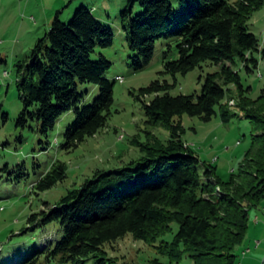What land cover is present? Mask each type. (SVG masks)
I'll list each match as a JSON object with an SVG mask.
<instances>
[{"label":"trees","instance_id":"trees-1","mask_svg":"<svg viewBox=\"0 0 264 264\" xmlns=\"http://www.w3.org/2000/svg\"><path fill=\"white\" fill-rule=\"evenodd\" d=\"M137 4L142 12L133 17ZM263 7L264 0H178V7L171 0H128L121 16L129 22L125 30L134 70L147 68L157 43L169 41L162 75L174 82L156 80L140 90L138 99L147 123L164 127L171 139L162 143L150 136L142 143L135 138L132 144L144 153L142 158L123 168L95 171L55 207L47 203L43 211L32 214L31 230L59 229H52L56 237L47 245L40 244L14 264H120L105 246L127 234L154 247L171 264L184 257L194 264H240L238 249L246 241L250 213L264 203V88L258 98L250 97L252 87L244 85L235 68L253 74L259 66L256 54L264 60V47L249 27ZM114 40L113 30L89 7H80L69 23L58 12L28 60L18 64L23 111L17 126L37 124L36 131L48 137L60 119L73 112L75 121L64 134L66 152L105 129L115 84L106 76L113 64L100 51L112 47ZM174 48L179 58L170 60ZM206 62L219 70L207 75L200 95L172 94L177 75H187ZM232 86L236 94L230 97ZM95 88L99 96L91 103ZM233 100L235 107H230ZM185 114L205 122L218 115L225 124L241 116L252 125L251 149L228 181L183 140ZM2 171L10 173L9 165ZM25 171L26 166L19 165L15 181L26 177ZM67 177V165L56 161L33 191L47 192ZM173 224L178 225L173 241L160 242L173 231ZM149 264L163 263L154 259Z\"/></svg>","mask_w":264,"mask_h":264},{"label":"rangeland","instance_id":"rangeland-1","mask_svg":"<svg viewBox=\"0 0 264 264\" xmlns=\"http://www.w3.org/2000/svg\"><path fill=\"white\" fill-rule=\"evenodd\" d=\"M171 1L178 7V0ZM127 3L128 0H0V264H14L16 259L26 257L40 244L47 245L49 238L56 237V231L52 229L59 227L50 226L46 228L47 233L39 227L31 230L29 218L32 214L43 211L47 203L51 208L55 207L71 190L81 187L90 179L95 171L123 168L142 158L144 153L132 144L135 138L142 143L147 142L150 136L162 143L171 139L170 131L147 123L143 103L138 99L140 90L156 80H166L170 84L174 82L171 76L162 75L164 52L169 41H159L150 65L136 72L131 59L134 54L129 49V35L125 30L129 22L123 21L121 16ZM82 6L95 9L96 16L115 34L114 45L100 51L113 64L106 76L115 84L114 105L105 129L87 138L78 148L66 152L62 149L64 134L75 121L73 112L62 117L48 137L36 131L37 124L33 123L26 129L17 126L23 111L17 87L18 64L28 60L37 42L50 31L58 12L61 20L69 23ZM141 12V6L137 4L133 17ZM249 27L263 48L264 7L253 15ZM256 57L259 66L253 74H248L244 67L235 68L240 71L244 85L252 87L250 97L255 99L264 88V60L259 54ZM178 58L174 48L170 60ZM218 70V65L206 62L187 75H177L172 94L200 95L207 75ZM118 77L124 80L120 82ZM231 89L230 97L236 94L235 87ZM98 96L99 90L95 88L90 102ZM229 104L235 107L234 100ZM182 124L185 129L183 140L203 163L217 168L218 176L223 181H228L232 173L238 172L252 146L253 127L246 119L238 116L225 124L218 115L205 122L199 117L185 114ZM56 161L67 165V179L47 192L35 193L33 185ZM23 164L27 168V176L17 182L18 166ZM7 165L10 173L16 171V174L4 173L2 169ZM172 227L173 231L160 242L173 241L178 225L173 224ZM59 234L61 237V231ZM105 250L120 264H149L154 259L171 264L154 247L135 240L131 234L107 244ZM238 250L240 264H264V203L251 211L248 235ZM173 264L194 262L184 257Z\"/></svg>","mask_w":264,"mask_h":264},{"label":"bare ground","instance_id":"bare-ground-1","mask_svg":"<svg viewBox=\"0 0 264 264\" xmlns=\"http://www.w3.org/2000/svg\"><path fill=\"white\" fill-rule=\"evenodd\" d=\"M122 79L124 80V78H123V77H118V78H117V80H118V81H120V82H122V81H123Z\"/></svg>","mask_w":264,"mask_h":264},{"label":"crops","instance_id":"crops-1","mask_svg":"<svg viewBox=\"0 0 264 264\" xmlns=\"http://www.w3.org/2000/svg\"><path fill=\"white\" fill-rule=\"evenodd\" d=\"M92 12H93V14L96 16V10L94 9V10H92ZM96 17H97V16H96ZM97 18L101 20V18H99V17H97Z\"/></svg>","mask_w":264,"mask_h":264},{"label":"built area","instance_id":"built-area-1","mask_svg":"<svg viewBox=\"0 0 264 264\" xmlns=\"http://www.w3.org/2000/svg\"><path fill=\"white\" fill-rule=\"evenodd\" d=\"M123 80V79H122Z\"/></svg>","mask_w":264,"mask_h":264}]
</instances>
